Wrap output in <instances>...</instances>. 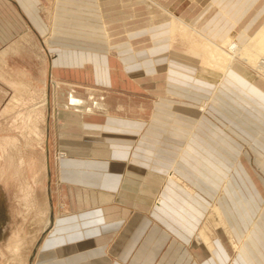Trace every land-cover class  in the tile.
<instances>
[{
    "label": "crops",
    "instance_id": "obj_1",
    "mask_svg": "<svg viewBox=\"0 0 264 264\" xmlns=\"http://www.w3.org/2000/svg\"><path fill=\"white\" fill-rule=\"evenodd\" d=\"M157 1L239 40L264 22V0ZM167 18L138 0H0V90L27 79L15 60L35 48L45 160L49 136L64 152L44 172L54 215L32 264H264V86L195 73Z\"/></svg>",
    "mask_w": 264,
    "mask_h": 264
},
{
    "label": "rangeland",
    "instance_id": "obj_2",
    "mask_svg": "<svg viewBox=\"0 0 264 264\" xmlns=\"http://www.w3.org/2000/svg\"><path fill=\"white\" fill-rule=\"evenodd\" d=\"M166 7L170 8L171 6ZM216 33L215 36L220 42L219 37L224 34ZM155 35L159 40L165 41V33ZM46 36L48 40L49 35ZM149 36L148 33H143V41H148ZM173 36L174 42L181 43L186 52V42L180 39L178 34ZM168 39L170 41L172 39L170 30ZM218 46L226 50L222 44L219 43ZM157 50L161 51V48ZM143 52L146 50L143 49ZM153 56L155 57L156 54ZM37 58H39V53L35 48L29 50L28 54L20 55L19 59L15 61L18 66H26L29 76L26 75L27 79H24L26 78L25 74L19 76L25 80L18 82L22 84L20 86L14 85L11 89L0 90V264H28L29 259L32 264L42 231L47 224H50L54 215L53 204H51L52 212L48 207L49 204L47 202L45 204L44 197L46 196L47 200V195L44 196V172H47L48 167L51 182V172L55 170L54 159L58 151H54L49 136L46 162L44 133L47 108L44 103V84L41 80L43 74L40 73V64L37 63ZM26 62L31 64L26 65ZM164 65H166L165 62ZM201 68L206 69L203 66ZM164 69V66L157 69L161 76V79L158 80L159 83L161 82V88L164 86L162 85L164 84V75H162ZM231 72L232 70L226 74L225 79L230 77ZM28 77L30 78L28 79ZM257 78H254L253 81L246 78L245 80L252 84L255 80H259ZM262 84L264 86V82ZM142 94L149 95L144 90ZM208 97L200 100L199 103ZM52 108L53 106L50 105V115ZM4 142L6 144H3ZM260 183L255 180V184L261 186ZM259 195H263V192ZM46 212H48V216ZM51 224H53V220ZM12 245H17L18 250L14 249L12 252Z\"/></svg>",
    "mask_w": 264,
    "mask_h": 264
},
{
    "label": "bare ground",
    "instance_id": "obj_3",
    "mask_svg": "<svg viewBox=\"0 0 264 264\" xmlns=\"http://www.w3.org/2000/svg\"><path fill=\"white\" fill-rule=\"evenodd\" d=\"M138 2L146 5L149 11L157 7L159 8L160 12H163V14L168 17L163 21V26L168 27L172 35V39L169 45H171V43H174L173 35H180L179 38L186 42V53L189 61L195 67V73L202 75L206 80L214 83L215 87L222 88L225 76L231 70L237 71L249 81H253L254 78L258 77L257 79L261 80V83L264 82V22L253 34L248 35L245 41H241L233 36L224 34L222 35V37H219V42L215 36L217 34L216 31H211L205 23L198 21V19L188 18L185 20L176 15L175 12L172 11L171 7H166L156 0H138ZM219 43L222 44V46L226 50L221 49V45L218 46ZM201 66L206 68L204 69V72H200V70L203 69L201 68ZM14 85L20 86L22 84L14 83ZM212 95L213 94H211L208 99L198 104L197 109L199 112L204 113L209 108V105L212 103V101H214V96ZM66 97L68 99V102L74 107H78L80 111H82V113L91 111V107L85 106V108H82V106H77L80 102L75 97H73L71 93H68ZM47 102L50 105L49 98L47 99L45 93L44 103L46 107ZM3 144H6V142H4ZM63 156L64 152L62 151H58L56 154V157L58 158ZM155 200L159 204L161 201L160 196L158 195ZM211 208L212 209L208 217L216 215L218 221L221 222L220 224L223 225L218 208L214 204ZM221 225H218V227ZM233 241L234 240H232L231 242V246L233 248H238L240 244H237V242L234 243L235 241ZM16 246L17 245L11 247L13 248L12 252H14V249H17Z\"/></svg>",
    "mask_w": 264,
    "mask_h": 264
}]
</instances>
